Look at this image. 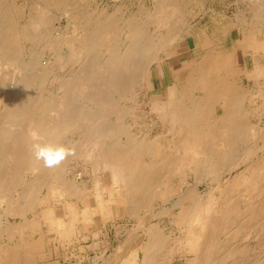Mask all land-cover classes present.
I'll return each mask as SVG.
<instances>
[{
	"label": "bare ground",
	"instance_id": "bare-ground-1",
	"mask_svg": "<svg viewBox=\"0 0 264 264\" xmlns=\"http://www.w3.org/2000/svg\"><path fill=\"white\" fill-rule=\"evenodd\" d=\"M10 1L0 0V69L5 64L14 67L8 80L0 76V231L9 236L26 226L35 233L40 222H46L50 236L66 239L73 235L77 211L70 200L61 210L60 200L69 197L87 203L83 173L67 172L70 156L52 169L33 158L29 145L35 133L74 147L75 155H86L87 161L92 158V172L97 165L108 171L107 198L96 196L90 206L80 209L84 219L95 216L98 207L101 218L128 215L138 222L141 231L124 240L127 252L119 261L112 256L103 264H264V126L251 123V112L242 104L247 91L240 96L235 82L230 89L207 94L210 79L225 73L213 55L195 71L197 84L191 86L173 75L163 99L149 98L152 66L162 76L163 59L168 60L169 51L191 34L189 1L154 0L152 12L139 7L126 13L119 4L111 11L106 6L84 7L78 13L69 7L71 3L57 0L64 4V30L53 28L46 20L45 4L37 3L28 23L17 26ZM250 1L249 9L236 11L237 25L239 20L247 26L253 23L248 12L256 18L264 13V0ZM201 8L196 2L195 9ZM147 24L155 26L152 34L146 32ZM195 35L201 50L212 44L206 33ZM54 37L60 39L62 51ZM20 42L31 45L26 55ZM233 46L239 47V36ZM253 72L258 78L264 68L258 63ZM143 105L155 112L153 120L159 126H146L149 113ZM137 118L143 124L135 128ZM85 143L90 146L84 148ZM27 174L30 178L23 180ZM205 181L209 190L202 192ZM65 210L72 217L66 218ZM29 212L31 219L26 216ZM8 216L17 221L7 218L1 227L2 217ZM163 216L171 218L178 233L161 225ZM243 232L254 235L256 245H261L258 252L237 240ZM40 237L23 236L7 247L0 244L3 262L37 261L40 257H34L43 250L40 242L46 241Z\"/></svg>",
	"mask_w": 264,
	"mask_h": 264
},
{
	"label": "rangeland",
	"instance_id": "rangeland-1",
	"mask_svg": "<svg viewBox=\"0 0 264 264\" xmlns=\"http://www.w3.org/2000/svg\"><path fill=\"white\" fill-rule=\"evenodd\" d=\"M63 1L67 2V4L71 3L72 5L68 4L69 7L71 6L70 8H72L73 11L78 12V13L81 12L84 9V7H86V8H94L95 7V8H100L101 9V8L106 6L108 8V10L111 11L113 9V7H115V6L119 5V4H122V9H124L126 13L131 12V11H136L139 7H142V9L146 10V12H152L151 9L153 10V8H154L153 4L155 3L154 0H63ZM63 1L60 2V1H57V0H53L51 2H47V1H44V0H11L10 3H11L12 9H14L13 12H15V15H16L15 18H16V21H17L16 22L17 26L22 27V26L26 25L25 22L28 23L27 16H29L30 12H33L35 5L38 4L40 6V5H44L45 4L46 11H47V13H46L47 22L49 24H51V26L53 28H58V29H63L64 30V27H65L67 22H66V18L63 17V14H64L63 13L64 12ZM70 1H72V2H70ZM188 1H189V5L188 6H189L190 14L187 17V22H188L187 26L190 25V24L192 25L191 26L192 27L191 34L185 35L184 39L180 40L177 43V45H178L177 47H181L182 48V47H185V46H189L190 49L185 50V51L179 53L176 56L170 57L168 59V63H169L170 66H168L167 60L163 59V76L158 77V75L156 73V70L152 66V68H153V70H152L153 81H154V86H155L156 89H151L149 91V94H150L149 98L151 100H158V99L161 100V99H163L165 97L164 92L166 91V85L171 84V82H172L171 72L174 73V72H177L178 70H180L182 65H183V63H181L182 61H185V60L189 59L191 57V53H192V55L194 57L198 56L199 54H201V49L197 46V41H196V38H195V36H196L195 34L197 32H204V33H206V34H208L210 36L211 35H215V36L218 37V38L215 37L216 38L215 41L213 40L216 44H218L220 46L223 45L222 47H227V48L231 49L233 47V45L236 43V40L238 39V36H239V30H238L239 29V25H237L238 24L237 23V17L235 15L239 12V9H242V8L244 9L245 7H246V9H249V7L252 6V4H251L252 1H250V0H242V1L241 0H234V2H237V3H232L233 0H231V1L230 0H220V1L219 0H188ZM196 2L201 3V6H202L201 9L202 10L195 9V3ZM236 4H237V6H236ZM139 5H141V6H139ZM74 8H75V10H74ZM229 8H231V9H229ZM220 9H221V11H220ZM236 11H237V13H236ZM248 13H249L248 14L249 18L247 16L246 17L249 20H251L253 23L250 24L249 26L245 25L246 26L245 30L248 31V32L255 33V34L259 35V37L261 39L258 41V44L263 46L264 45V43H263L264 42V17H263L264 13L259 14L260 15V16H258L259 18L258 17L256 18V16H253V15L251 17V12H248ZM230 18H231L232 21L230 20ZM261 18L263 19V21H262ZM214 21H216V22H214ZM254 21L256 22V24H255ZM259 22H261V25H260ZM149 24L145 25L144 27H145L146 32L148 34H152L153 31H154L153 29H154L155 26L152 25V24H151L152 25L151 26ZM146 26H148V27H146ZM71 28L72 27H69V28L66 29L67 32H68L67 36L70 35V29ZM148 28H149V30H151V32L148 31ZM54 38H55V40H54L55 44L62 51L64 49V47L60 43V39L58 37H54ZM42 43L43 42H41V48H42ZM28 47H29V49H28ZM30 47H31V45H30L29 42L28 43L20 42V51L22 53L24 52L23 54H25V55H26L27 52H29ZM262 50H264V46H263V49H260V50L257 49V51L260 52L259 58L262 61V62H260V65L264 68V53L262 52ZM57 66H59V65H55L54 68L58 72L60 69H59V67L57 68ZM11 72L14 73V67L9 65V64H5V66L4 67L2 66V69H0V76H1V78H4L6 76L5 78L8 80L10 78V75H12ZM253 73H255V72H253ZM253 73L252 74H248L249 75L248 79H244L243 86L246 89H248V88L249 89L250 88L253 89L252 91H259V89L261 87L260 91H264V87H262L263 84H264V75H260L257 78L256 74H253ZM251 75H253L254 78H250ZM262 76H263V79L261 78ZM7 80H5V81H7ZM254 81L257 83L256 84L257 86L254 85L255 84ZM0 82H2V81L0 80ZM236 83L239 86V77L236 78ZM258 84H259V86H258ZM1 92L2 91L0 90V95H1ZM256 98H258V97L257 96H252L253 100L256 99ZM261 100H263V99L261 98ZM243 106H244V108L250 110V112H251L249 118L253 122H251V121L250 122L254 123V124H260L261 126L260 125L259 126L263 127L264 126V102L261 101L259 103H253V104L250 103V104H247V105L243 104ZM1 107H2V102L0 104V110L2 109ZM142 108H144L149 113V115H147V120L145 121L146 122V126L147 127H152V128H153V126H156V125L159 126V123H155V121H154V120H156L155 112L149 111V109L151 110L149 105H143ZM220 110H221L220 107L216 108V114L217 115L221 113ZM153 114H155V115H153ZM258 114H260V115L258 116ZM258 117H259V119H258ZM261 119H263V120H261ZM137 120L136 119L134 120L136 122L135 125H133L134 127L136 126L135 128L140 127L143 124V122L140 123V121H142V119L140 120L139 118H137ZM153 123H155V125ZM250 140H252V138ZM254 140H257V138L255 137ZM87 146L89 147L90 144L89 143H85L84 144V148L85 147L88 148ZM78 155L80 157H78ZM83 157H86V155H83ZM83 157L80 154L74 155L73 157L70 156V159L72 158L74 160H72V159L68 160L69 162L67 161L66 166H67V169L69 170V171L67 170V172L70 175H73V173L80 172V171H81L80 173H83L82 174V179L85 181L84 182V184H85L84 190H85V188L86 189L88 188L87 191L85 190V192L83 193V198H87L86 202L88 204L87 203L83 204V202H81L82 199L69 198V197L65 198V200L61 199L60 202H62V203L59 202L61 210H62V208H64V207H62V205L65 206V203L69 202V200H70L69 203L72 202L73 207L76 208L77 212L75 213V215H73V216L77 217L75 225H74L75 227L73 229L74 230L73 235L71 234L72 236L66 238L67 240L66 239H62L61 240L57 235L50 236V234L48 232L51 229L50 226L48 228V224L46 222H40V224L38 226H39V228H40L39 230L41 232L38 230L39 234L37 233L38 231L34 233L29 228L31 230L30 231L26 226H22L23 228L24 227L25 228L21 229V230H23V231H20L21 233L18 230H17L18 231L17 233H16V231H14L12 234H10V235H13V236L9 235L10 238L5 232L3 233V231H0V232H2V234L0 236L1 237L0 238V244L2 246L5 245V244H6L5 247H7L8 245L10 246V245H12V243H15V240H16V243H18L21 239H23V236L25 238L29 237V238H32L34 240V239H36V237L37 238H41L40 235H42V237H44L42 239L46 240V241H43V243L40 242L41 243L40 247L43 248V250H40V252L41 253L44 252V253L43 254H41V253L39 254L38 253L37 257L36 256L34 257V259L40 257L39 258L40 260L38 259L39 261L38 260L36 261V259L33 260L34 264H37V263L38 264H40V263L41 264H49L52 261H53L54 264H73V263L74 264H103L104 261L107 260L106 258H110L111 259L112 256H113L112 258L116 259L117 261H119L121 259L120 256H122V254L124 255L127 252L126 248L128 246V244H126L127 242H124V240L126 239L128 234H132L133 232L134 233H136V232L139 233L141 231L140 227L138 225V222L134 218H131L128 215H126V216L125 215L124 216L123 215H118V216L117 215H115V216L114 215H109V217H108V214H107V215H103L105 217L101 218L100 215H102V214H100L101 211H100V209L98 207L95 208L96 210H94V211L97 212V214L95 216L89 215V217L88 216L85 217V218H88L89 220L88 219H84L80 215V209L84 208V206H86V207L90 206L89 205L90 202L95 200L96 196H98V197L102 196L101 198H103L105 200L107 198V195H108V186L111 185V181H110L111 177H110L108 171L106 169H101L100 166L97 165V167H99V168L96 167V171L94 170L95 172L93 171L94 172V174H93V172H92V168L93 167L92 166L94 165V162L91 163V161L93 159L89 157V161H87L88 159L85 160ZM80 167H82V168H80ZM93 169H95V168H93ZM97 169H98V171H97ZM21 178L23 180H28L30 178V175L29 174L24 175V176L22 175ZM175 179L177 180L178 176L176 178H174V180ZM89 183L90 184L92 183V184L90 185ZM109 183H110V185H109ZM216 186L220 187L221 183L220 184H215L213 187H216ZM94 189H95V191H94ZM200 189H201L202 192H207L209 190L208 183L206 181L203 182V184L200 185ZM99 190H101V191L104 190V191L100 192ZM42 193L44 194V190L42 191ZM75 199L77 201H74ZM167 205H169V204H167ZM76 206H78V207H76ZM90 209H92V207ZM1 210L2 209L0 207V212H1ZM66 210H65V214H66L65 217L66 218L72 217L70 215L68 216V214L66 213L67 212ZM77 213H79V216H77L78 215ZM141 214H143V212H141ZM26 216H27V219H31L32 218L31 217L32 215H31L30 212L27 213ZM96 216H97V218H96ZM98 216H100V219H98L99 218ZM81 217L84 220L90 221V219L91 220L94 219L96 221L92 220L93 222L90 221L91 223L89 222L90 223L89 224V223H87L88 221L84 222L83 219L81 220ZM7 218L10 219V221H11L10 223H12L13 221H17L16 219H14L13 217H10V216L5 217V218L2 217V219H1V222H2L1 223V227H3L5 225V221L7 220ZM163 218H162L163 221H161L163 223H161V225H163L166 228L167 231L169 229H172V230H174V228L176 229V227H175L176 225L173 222L171 223V218H168L166 216L165 217L163 216ZM169 220H170V222H169ZM83 223H85V225ZM80 224H82V226ZM85 227H87V228H85ZM47 229H49V230L47 231ZM46 231L48 233H46ZM25 232H27V233H25ZM31 232H33L32 233L33 235L31 234ZM175 233H178V231L176 232L174 230V234ZM240 233L242 234V232H240ZM19 234H20V236H18ZM25 234L26 235L28 234V235L25 236ZM21 235H22V237H21ZM243 235H244V232H243ZM243 235H239V237H237V240H239V242H240V239H241V242H243L244 244H249L250 247L252 246L251 250L253 252L254 251L258 252L257 250H258V248L260 249V246H261V245H258L259 244L258 242H260V241H258L257 242L258 244L256 245L255 241H257V240L252 239V237L255 238L253 234H251V237H248V236H250L248 233H246L244 236ZM246 235H247L248 238L245 237ZM56 236L60 240L58 238H56ZM81 236H83V238ZM240 236H242V238H240ZM7 238H9V239H7ZM245 238L248 239V240H246ZM47 239H49V240H47ZM58 242H59V244H58ZM61 242H62V246L60 245ZM245 242H247V243H245ZM123 243L126 244V245L124 246ZM118 245H121L122 248L120 247V250L116 252L115 248ZM254 246H255V249H254ZM40 255L42 256V258L43 257L44 258L42 259ZM2 258H4V257H2V255H0V264H5L6 262L4 263ZM33 263L31 262L30 264H33ZM53 263H51V264H53ZM26 264H28V263L26 262ZM174 264H179V262L175 261Z\"/></svg>",
	"mask_w": 264,
	"mask_h": 264
},
{
	"label": "crops",
	"instance_id": "crops-1",
	"mask_svg": "<svg viewBox=\"0 0 264 264\" xmlns=\"http://www.w3.org/2000/svg\"><path fill=\"white\" fill-rule=\"evenodd\" d=\"M239 24H240L239 25V47L233 48L234 47L233 46L231 49L227 47H222L223 45L220 46L214 42L216 39L215 37L217 36L209 35L210 38H213L214 40L213 41L211 39L212 44L209 45V47L202 49L201 54H199L198 56L194 57L191 53V57L189 59L181 62L183 63L181 69L178 70L177 72H174L173 74L171 72V76L173 77V75H176L177 77H179L180 80L188 81L190 85L193 86L198 83V77L195 71L202 70L204 68V62L206 58L214 55L216 57V62H217L216 65L219 68L224 67L223 70L226 74L224 73L222 76L218 78L210 79L208 83L209 86L206 91L207 94L219 93L225 89H230L234 87L236 78L239 77V86L236 83L237 91H239V93L241 94L239 95L242 96V93L243 92L245 93V91H247L246 94H243L244 97L242 96L243 98H245V100L242 99L243 100L242 104L247 105L250 103L251 104L259 103L261 101L264 102V91H260V92L252 91L249 88L248 90L243 86L244 79H248L247 75L249 74V72H252L254 70V66L256 64L262 62L261 59L259 58L260 52L257 51L258 48L263 47L258 44V40H260L261 38L259 37V35L255 33L246 31L244 29L245 25L241 23V20H239ZM188 49H190L189 46H185L182 48L177 47L171 50L168 53V56L169 58L172 56H176L179 53L185 50H188ZM167 63H168V60H167ZM168 66H170L169 63H168ZM158 77H160V75H158ZM151 83H153L152 89H156L154 86L153 79ZM258 93L260 94L259 96L263 98V100H261V98L258 96ZM251 94L253 95L256 94L254 96H257L258 98L253 100L251 97L253 95Z\"/></svg>",
	"mask_w": 264,
	"mask_h": 264
},
{
	"label": "clouds",
	"instance_id": "clouds-1",
	"mask_svg": "<svg viewBox=\"0 0 264 264\" xmlns=\"http://www.w3.org/2000/svg\"><path fill=\"white\" fill-rule=\"evenodd\" d=\"M29 151L36 161L49 169L59 167L69 156L76 154L74 147L70 148L58 141H46L35 133Z\"/></svg>",
	"mask_w": 264,
	"mask_h": 264
}]
</instances>
